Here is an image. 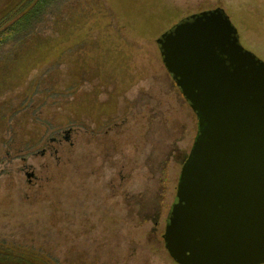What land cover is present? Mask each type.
Returning a JSON list of instances; mask_svg holds the SVG:
<instances>
[{
  "label": "rangeland",
  "instance_id": "374dc122",
  "mask_svg": "<svg viewBox=\"0 0 264 264\" xmlns=\"http://www.w3.org/2000/svg\"><path fill=\"white\" fill-rule=\"evenodd\" d=\"M101 1L70 0L55 48L0 57V247L175 264L162 236L197 121L156 39L220 8L264 63V0H104L110 16Z\"/></svg>",
  "mask_w": 264,
  "mask_h": 264
},
{
  "label": "water",
  "instance_id": "95a60500",
  "mask_svg": "<svg viewBox=\"0 0 264 264\" xmlns=\"http://www.w3.org/2000/svg\"><path fill=\"white\" fill-rule=\"evenodd\" d=\"M194 113L162 240L175 264H264V63L218 8L156 39Z\"/></svg>",
  "mask_w": 264,
  "mask_h": 264
},
{
  "label": "trees",
  "instance_id": "16d2710c",
  "mask_svg": "<svg viewBox=\"0 0 264 264\" xmlns=\"http://www.w3.org/2000/svg\"><path fill=\"white\" fill-rule=\"evenodd\" d=\"M101 3L107 12L108 3L104 0ZM69 5L70 0H0V57L10 58L16 53L30 51L41 44L45 49L55 48L58 41L62 40L60 30H64V24L68 22L65 11ZM8 68L11 72V67ZM66 115L67 112L63 111V116ZM12 124L11 120L6 125L8 134L13 131L10 127ZM37 133L39 131H36L35 136ZM80 164L81 161L74 171ZM0 264H50V260L0 247Z\"/></svg>",
  "mask_w": 264,
  "mask_h": 264
}]
</instances>
